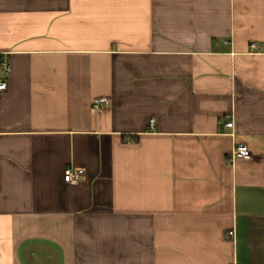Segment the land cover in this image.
Here are the masks:
<instances>
[{"label": "crops", "instance_id": "0c3cea01", "mask_svg": "<svg viewBox=\"0 0 264 264\" xmlns=\"http://www.w3.org/2000/svg\"><path fill=\"white\" fill-rule=\"evenodd\" d=\"M0 55V264H264V0H0Z\"/></svg>", "mask_w": 264, "mask_h": 264}, {"label": "built area", "instance_id": "2783aa9c", "mask_svg": "<svg viewBox=\"0 0 264 264\" xmlns=\"http://www.w3.org/2000/svg\"><path fill=\"white\" fill-rule=\"evenodd\" d=\"M252 45L254 46V44H252ZM0 64L2 65L5 73H7V74L10 73V64L8 62L0 59ZM7 89H8L7 80H1L0 79V92L6 91ZM109 102H110V98L106 95L96 96L93 99L94 107L97 109L104 108L105 106H107L109 104ZM226 117L229 118V120H227L225 122V125H227L228 127H233L234 121H233L232 117H230V115H227ZM154 121H155L154 118L150 119V125H153ZM250 156H252V151H251L250 147L245 143L234 144V146L232 147V149L229 153V158L232 161H234L238 157H250ZM83 172H84V170L81 168L76 169V168H73L72 166H68L65 169L64 178H65V180H75Z\"/></svg>", "mask_w": 264, "mask_h": 264}, {"label": "water", "instance_id": "95a60500", "mask_svg": "<svg viewBox=\"0 0 264 264\" xmlns=\"http://www.w3.org/2000/svg\"><path fill=\"white\" fill-rule=\"evenodd\" d=\"M0 57H1V55H0Z\"/></svg>", "mask_w": 264, "mask_h": 264}]
</instances>
